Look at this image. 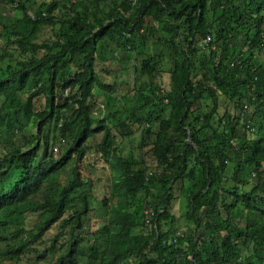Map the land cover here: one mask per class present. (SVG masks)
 I'll list each match as a JSON object with an SVG mask.
<instances>
[{"label":"trees","instance_id":"obj_1","mask_svg":"<svg viewBox=\"0 0 264 264\" xmlns=\"http://www.w3.org/2000/svg\"><path fill=\"white\" fill-rule=\"evenodd\" d=\"M0 137V264H264V0H0Z\"/></svg>","mask_w":264,"mask_h":264},{"label":"rangeland","instance_id":"obj_2","mask_svg":"<svg viewBox=\"0 0 264 264\" xmlns=\"http://www.w3.org/2000/svg\"><path fill=\"white\" fill-rule=\"evenodd\" d=\"M161 49V51L164 53V55L168 58H172L173 57V53L171 48L164 44L161 45V47H159ZM155 49V48H154ZM111 48L108 49V52H106V49L104 51V48L102 49V53L101 54H96L95 56V68L97 69V71L104 69V68H108L110 71L108 73V75H105L106 79L110 81V83L113 85L114 90L112 92L111 95H113L112 98H110L111 95L106 96L104 94L101 93H96L97 98L95 100V104H94V111L95 110H100V114L101 115H105L109 112H113V111H117L119 109L118 106H120L121 104V100L120 97L122 96V94H124L127 90V87H131L132 84L131 82L125 81L126 75H130L132 73V64L135 61L134 55H132L130 60H124V59H119V50L116 49L113 51ZM119 61V62H118ZM126 67L125 69H123V67ZM132 78V77H131ZM116 80V81H115ZM115 81V82H114ZM114 98V99H113ZM111 100V101H110ZM112 102V103H110ZM40 104H44V100L40 99L39 101L35 102V105L39 106ZM109 105H112V108L110 109ZM99 108V109H98ZM119 114V112H118ZM102 116V117H103ZM37 127L33 126L32 130H36ZM5 138H10V136L5 135ZM3 137H0V144H3L4 141H8L7 139H5ZM11 141L16 140L15 138L11 139ZM123 149V153L125 154L127 152V147L126 145H123L122 147ZM94 166L95 168H101L104 165V162L102 161V159L99 157V155H89V161L87 162V165L85 166ZM88 173H86L85 175H87ZM100 174V173H98ZM102 175V174H100ZM102 181V179H101ZM100 182V181H99ZM39 220V218L34 215L33 213H26V227H32L37 221ZM190 225V224H188ZM182 230V228H181Z\"/></svg>","mask_w":264,"mask_h":264},{"label":"clouds","instance_id":"obj_3","mask_svg":"<svg viewBox=\"0 0 264 264\" xmlns=\"http://www.w3.org/2000/svg\"><path fill=\"white\" fill-rule=\"evenodd\" d=\"M149 215H151L152 214V212L151 213H148ZM150 223V222H149ZM177 232H180V235H177ZM183 234V231L180 229H178L177 231H175V233H174V236H173V238L176 236V241H177V238L179 237V236H181ZM173 238H172V242H176V241H173Z\"/></svg>","mask_w":264,"mask_h":264},{"label":"built area","instance_id":"obj_4","mask_svg":"<svg viewBox=\"0 0 264 264\" xmlns=\"http://www.w3.org/2000/svg\"><path fill=\"white\" fill-rule=\"evenodd\" d=\"M177 235H180V232H177ZM173 241H176V236L173 238Z\"/></svg>","mask_w":264,"mask_h":264}]
</instances>
